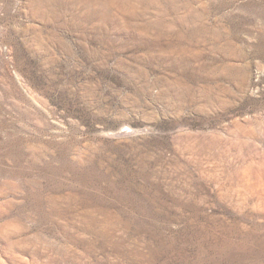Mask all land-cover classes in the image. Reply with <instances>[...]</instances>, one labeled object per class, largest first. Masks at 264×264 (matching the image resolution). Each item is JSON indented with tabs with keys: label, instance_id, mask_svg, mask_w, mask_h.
Returning <instances> with one entry per match:
<instances>
[{
	"label": "rangeland",
	"instance_id": "1",
	"mask_svg": "<svg viewBox=\"0 0 264 264\" xmlns=\"http://www.w3.org/2000/svg\"><path fill=\"white\" fill-rule=\"evenodd\" d=\"M0 264H264V0H0Z\"/></svg>",
	"mask_w": 264,
	"mask_h": 264
}]
</instances>
